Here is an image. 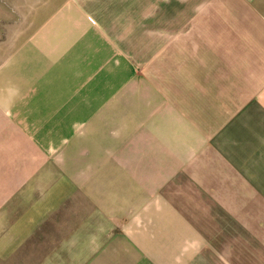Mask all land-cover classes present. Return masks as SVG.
Wrapping results in <instances>:
<instances>
[{"label": "crops", "instance_id": "obj_1", "mask_svg": "<svg viewBox=\"0 0 264 264\" xmlns=\"http://www.w3.org/2000/svg\"><path fill=\"white\" fill-rule=\"evenodd\" d=\"M60 1L0 52V264H264V0Z\"/></svg>", "mask_w": 264, "mask_h": 264}, {"label": "rangeland", "instance_id": "obj_2", "mask_svg": "<svg viewBox=\"0 0 264 264\" xmlns=\"http://www.w3.org/2000/svg\"><path fill=\"white\" fill-rule=\"evenodd\" d=\"M40 2L41 0H0V52L5 46L17 45L29 31L33 33L37 30L39 24L46 20L45 16L52 14L63 3L60 0H50V9H46L47 5ZM89 20L94 19L90 17ZM3 62L5 60L0 59V69Z\"/></svg>", "mask_w": 264, "mask_h": 264}]
</instances>
